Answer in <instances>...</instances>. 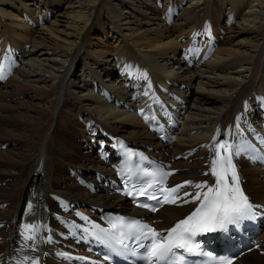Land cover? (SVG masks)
<instances>
[{"label": "bare ground", "instance_id": "obj_1", "mask_svg": "<svg viewBox=\"0 0 264 264\" xmlns=\"http://www.w3.org/2000/svg\"><path fill=\"white\" fill-rule=\"evenodd\" d=\"M6 56L17 67L0 89V262L13 255L7 237L28 200L61 209L56 196L125 204L81 183L101 164L94 135L154 142L128 113L151 98L188 100L175 167L184 170L178 180L198 175L207 141L264 98V0H0V65ZM245 174L264 201V180L254 168ZM31 204L25 216L33 218L40 209ZM187 210L163 208L159 226ZM16 247L35 252L32 241ZM244 262L264 264V256Z\"/></svg>", "mask_w": 264, "mask_h": 264}, {"label": "snow or ice", "instance_id": "obj_2", "mask_svg": "<svg viewBox=\"0 0 264 264\" xmlns=\"http://www.w3.org/2000/svg\"><path fill=\"white\" fill-rule=\"evenodd\" d=\"M2 67L0 65V68ZM242 151L246 150L234 149L233 145L228 143L218 142L216 144L215 155L211 158L209 169L214 183L209 184L207 181L197 183L194 187L200 191L194 194L184 192L185 196L191 195L192 200L198 202V206L187 217L167 229L165 236L162 237L156 229L138 220L119 218L122 236L125 233L134 234L136 237L148 241L147 244L141 246L146 250V264H182L183 256H178L175 260H171V258L176 256V250L187 253L197 251L199 244L196 242V237L211 233H223L230 230V226L239 227L243 222L252 221L257 217L258 206L250 201L242 189L240 176L234 162V155L240 156ZM250 159L255 160L257 157L251 156ZM152 175H158L159 182L163 183L171 173L158 170ZM191 184V181H185L184 184L172 188H162L163 203H176L180 199L176 194L186 185ZM125 195L144 196L149 200H157L156 195L149 194L146 189H140L138 192H125ZM157 202L160 201L157 200ZM183 202L188 203L189 201L184 200ZM140 206L149 208L151 211L156 210L155 207L148 204ZM21 228V236L25 241L36 239L39 231L38 226L25 224ZM97 239H104L103 232L97 234ZM201 254L211 257L210 253ZM27 259V257L24 258L25 261ZM20 264H23V261ZM32 264H38V262L33 260ZM215 264H232V259L221 257L215 260Z\"/></svg>", "mask_w": 264, "mask_h": 264}, {"label": "rangeland", "instance_id": "obj_3", "mask_svg": "<svg viewBox=\"0 0 264 264\" xmlns=\"http://www.w3.org/2000/svg\"><path fill=\"white\" fill-rule=\"evenodd\" d=\"M2 88H3V86L0 87V89H2ZM23 95H25V97H29V96H30V94L27 96L25 93H23ZM25 97H24V98H25ZM27 99H28V98H27ZM29 100H30V99H29ZM128 129H130V128H128ZM95 137H98V139H97L96 142H95V143H96V144H95V149H96V147H97V145H98V143H99V138H101V137H103V136H102V135H94V138H95ZM94 138H93V139H94ZM91 170H92V169L88 170L87 172L90 173ZM89 171H90V172H89Z\"/></svg>", "mask_w": 264, "mask_h": 264}]
</instances>
